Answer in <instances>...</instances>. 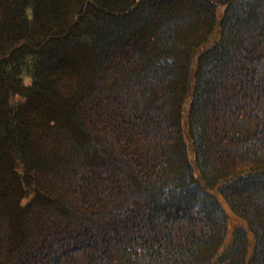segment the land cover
<instances>
[{
	"label": "trees",
	"instance_id": "1",
	"mask_svg": "<svg viewBox=\"0 0 264 264\" xmlns=\"http://www.w3.org/2000/svg\"><path fill=\"white\" fill-rule=\"evenodd\" d=\"M0 264H264V0H0Z\"/></svg>",
	"mask_w": 264,
	"mask_h": 264
}]
</instances>
